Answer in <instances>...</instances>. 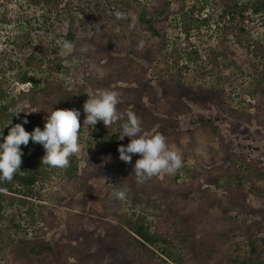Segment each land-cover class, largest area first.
I'll return each instance as SVG.
<instances>
[{
	"label": "rangeland",
	"instance_id": "rangeland-1",
	"mask_svg": "<svg viewBox=\"0 0 264 264\" xmlns=\"http://www.w3.org/2000/svg\"><path fill=\"white\" fill-rule=\"evenodd\" d=\"M86 1L0 0V89L6 93L0 135L25 118L26 131L43 130L56 109L81 112L80 151L69 158L78 166L76 177L43 168L33 188L10 183L22 189L18 194L0 185V264H37L30 248L14 239L22 233L30 247L39 243L36 234L54 247L43 257L51 264H236V245L239 264H264V16L249 11L243 21L219 12L224 1L210 0L220 3L210 10L211 25L179 40L187 52L198 50V63L182 56L171 66L163 43L172 33L154 36L138 23L136 10L127 24L115 25L109 14L121 0H98L103 20L90 21L80 14ZM123 1L146 5L148 19L156 15L154 0ZM170 7L179 9L174 2ZM45 17L53 20L49 30H35L34 19ZM24 73L46 78V91L32 97L31 84L19 81ZM104 90L117 91L118 110L133 111L145 131L164 135L182 156L175 175L137 184L133 167L140 156L131 164L119 158L120 145L130 143L120 139L124 121L111 129L103 122L84 127L87 93ZM9 108L23 112L13 117ZM21 149V168L34 172L43 146L30 141ZM118 189L127 192L125 201L110 193ZM141 221L168 232L176 263L158 247L152 254L132 239L129 246L130 224Z\"/></svg>",
	"mask_w": 264,
	"mask_h": 264
},
{
	"label": "clouds",
	"instance_id": "clouds-1",
	"mask_svg": "<svg viewBox=\"0 0 264 264\" xmlns=\"http://www.w3.org/2000/svg\"><path fill=\"white\" fill-rule=\"evenodd\" d=\"M115 17L118 20L128 19V15L120 11L115 12ZM129 27H134V24ZM63 47L71 48L72 45L65 42ZM143 47L144 43L141 41L137 50H142ZM80 51L86 53L88 49L82 47ZM64 79L66 83H71L70 77ZM87 94L89 98L83 105L84 127L95 129L98 122H103L106 128L111 129L114 123L124 121L121 125L120 139L129 137L130 143L127 146L120 145L119 158L126 164H131L133 155L140 156L133 167L137 184H144L160 175H175L182 168V156L169 147L164 135L145 131L133 111L118 110L120 100L117 91L104 90ZM8 111L13 117H19L23 112L18 108H9ZM80 116L81 112L76 109H56L48 112L43 130L36 127L32 132L26 131L24 124H27L28 120L25 118L23 123L12 126L7 136L0 135L4 141L0 143V185L11 183L18 172L23 173L21 145L27 146L30 141L43 146L45 155L42 157V165L53 169L68 168L69 158L80 151L78 142L81 130ZM112 196L119 201L128 198L127 192L123 189L114 191Z\"/></svg>",
	"mask_w": 264,
	"mask_h": 264
},
{
	"label": "trees",
	"instance_id": "trees-1",
	"mask_svg": "<svg viewBox=\"0 0 264 264\" xmlns=\"http://www.w3.org/2000/svg\"><path fill=\"white\" fill-rule=\"evenodd\" d=\"M38 0H27V2H33L37 3ZM68 2H73V0H66ZM224 1V7L221 6V10L219 12L223 13L224 15H230L231 17H240L243 19V21L250 15H263L264 16V0H247L243 1V4L240 3L238 0H221ZM176 3L179 5L178 11L172 12L171 10V3ZM216 3V2H215ZM218 3V2H217ZM153 5L154 13L156 15H153L154 17L147 18V15L149 14V10L146 5L143 4H137L132 2H126L121 0V2L117 6V11L126 13L128 15V19L124 20H118L115 17V12L111 11V14H109V17H111V21L114 22L115 25H123L127 24L128 21H131V11H138V17L137 21L138 23L145 24L146 27H148L150 30L153 31L154 36L163 39L164 35L166 36L169 34H173L172 39L166 38V42L163 44L166 45L165 50V56L167 59V64L173 66V63L177 60L179 57H186L188 61H192L194 63H198V50L189 51L184 50L181 46L182 43L179 42V40H182L185 42L188 38L193 34L195 29L198 28V30L210 26L212 22V18L214 15L210 14V10L218 9L220 8V3L213 4L210 0H154ZM244 5V6H243ZM200 6V8H198ZM223 8V9H222ZM100 2L98 0H87L83 5H81L80 8V14L83 16L89 17L90 21L93 20L94 22H99L103 20V13L101 12ZM250 12V14H248ZM221 19H223V15H221ZM52 19H49L45 17L42 19V21H38L34 19L35 30L41 29V30H49V26L52 25ZM52 22V23H51ZM229 22H232V20L229 19ZM32 21L28 20L26 24L32 26ZM236 23V22H234ZM231 26H233V22L230 23ZM236 29L237 27L234 26ZM177 31V33H175ZM242 31V29H241ZM163 47V45L161 46ZM223 52V51H222ZM221 52V53H222ZM169 59V60H168ZM188 63V62H186ZM220 79H222L220 77ZM19 81L22 84L30 83L31 87L29 88V92H33V96L37 93H41L43 91H46V86L49 84V81L46 78L39 77V75L35 76L32 73H24L21 77H19ZM26 93V92H25ZM39 95V94H38ZM6 93L3 89H0V99L2 97H5ZM46 95H43L45 97ZM31 99H34L32 98ZM1 107V106H0ZM5 133V132H4ZM42 159L35 158V168L34 172L28 173L24 167L21 168V171L23 173H17L14 176L13 181H18L20 185L24 188L30 189L33 188L34 185L42 179L43 172L45 171L42 165ZM78 175V166L72 159L70 160V166L66 169L62 170V176L67 177L68 179H73V177H76ZM39 176L41 177L40 179ZM61 176V177H62ZM18 179V180H17ZM4 186H7L6 188L8 191H11L12 193L18 194L22 191L21 188H14L12 184L5 183ZM114 191L111 190L110 193H113ZM3 197L0 194V216L1 213H3V200L1 199ZM33 210V209H31ZM30 213V210H29ZM41 216V215H40ZM39 216V217H40ZM38 217V218H39ZM12 222H15L13 219ZM15 225V224H14ZM16 229L18 227L14 226ZM24 233H28L26 229L23 228ZM130 231L131 233H128L127 235V241L134 240L136 244L143 249H147L152 254H155L156 252L152 249V247H158L157 251L160 250L162 254L166 255L168 259H172L173 262L176 263L175 259V253H174V244L170 240L169 234L167 231H165L162 228L157 227L156 224H148L144 223V221L141 222H135L130 224ZM36 233V231H35ZM22 236L14 237V239L17 240V244L20 246L22 245L23 248L29 249V252L33 255H35L37 258L36 263L37 264H51L49 260L43 259V257H48L51 255V253H54V247L50 244L45 242L43 239L39 238L36 234V239H38L39 243L34 246L30 247V243L28 241L32 240H26L25 234H21ZM11 239V237H8ZM13 239V240H14ZM250 245L252 247V252L257 253L256 244L251 241ZM130 246V243H129ZM240 249L239 245H236V247L233 249V253L236 254L235 257V263L239 264V257H238V250ZM166 261V260H164ZM34 261H31L33 263ZM249 264V263H248ZM251 264H259V263H251Z\"/></svg>",
	"mask_w": 264,
	"mask_h": 264
},
{
	"label": "built area",
	"instance_id": "built-area-1",
	"mask_svg": "<svg viewBox=\"0 0 264 264\" xmlns=\"http://www.w3.org/2000/svg\"><path fill=\"white\" fill-rule=\"evenodd\" d=\"M45 155V154H44ZM44 166V165H43ZM44 169L47 171V170H55V169H53V168H50V167H48V166H44Z\"/></svg>",
	"mask_w": 264,
	"mask_h": 264
}]
</instances>
